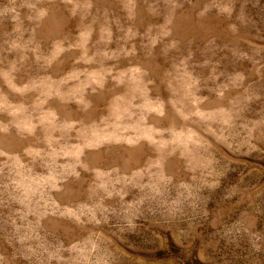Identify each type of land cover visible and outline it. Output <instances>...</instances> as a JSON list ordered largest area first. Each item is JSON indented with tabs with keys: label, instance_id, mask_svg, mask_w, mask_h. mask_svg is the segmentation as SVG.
Returning a JSON list of instances; mask_svg holds the SVG:
<instances>
[{
	"label": "rangeland",
	"instance_id": "obj_1",
	"mask_svg": "<svg viewBox=\"0 0 264 264\" xmlns=\"http://www.w3.org/2000/svg\"><path fill=\"white\" fill-rule=\"evenodd\" d=\"M0 264H264V0H0Z\"/></svg>",
	"mask_w": 264,
	"mask_h": 264
}]
</instances>
